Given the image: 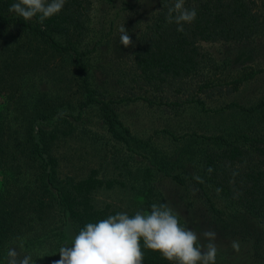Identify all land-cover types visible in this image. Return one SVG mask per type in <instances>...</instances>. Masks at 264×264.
<instances>
[{
  "label": "rangeland",
  "instance_id": "1",
  "mask_svg": "<svg viewBox=\"0 0 264 264\" xmlns=\"http://www.w3.org/2000/svg\"><path fill=\"white\" fill-rule=\"evenodd\" d=\"M81 1L80 24L67 39L80 51H88L83 61L88 67L90 85L107 97L122 100L116 104L120 121L133 136L149 139L150 146L133 145L134 151L128 149L110 136L96 109L89 107L81 120L64 128L68 134L60 133L51 150L59 161V175L79 178L93 168L100 177L114 182L112 187H101L93 193L97 207L110 205L135 214L137 210L150 211L152 203H167L179 215L182 226L200 235L201 244L208 243L202 235L205 229L216 231V264H264V231L254 218L244 213L233 216L229 209L215 217L195 186L187 184L181 188L163 177L165 170H174L179 163L193 164V151L205 146L204 136L233 137L242 132L264 131V36L245 44L201 43L203 62L209 65L205 72L211 71L213 80L204 82L203 77L196 76L179 84H164L157 91L138 79L133 56L146 23L163 0ZM256 2L264 5V0ZM122 25L132 40L129 47L120 44ZM59 40L64 42L66 37ZM20 48V90H11L9 82H3L0 102L9 103L13 113L20 114L37 98L47 95L63 103L57 113L76 114L81 94L71 79V65L65 55L51 50H37L31 55L25 46ZM252 69L258 72L232 89L233 80ZM191 97L202 98L208 111L187 100ZM148 98L154 104H149ZM172 101L180 102L179 106L169 105ZM152 163L162 166V171ZM145 179L147 185L143 183ZM145 189H150V193L142 194ZM39 232L38 237V233L34 237L31 233L21 236L9 248L21 251L19 245L23 242L22 254L30 253L36 264H53L59 259V250L52 245L55 237L46 228ZM234 240L239 242V251L231 246Z\"/></svg>",
  "mask_w": 264,
  "mask_h": 264
},
{
  "label": "trees",
  "instance_id": "2",
  "mask_svg": "<svg viewBox=\"0 0 264 264\" xmlns=\"http://www.w3.org/2000/svg\"><path fill=\"white\" fill-rule=\"evenodd\" d=\"M14 2L0 0V84L8 81L11 90H20L21 45L31 55L37 50L65 55L71 65V79L81 97L76 114L57 113V107L63 103L47 95L37 98L20 114L13 113L9 103L0 102V264L7 262L10 243L27 233L32 237L38 233V237L39 229L50 230L55 237L52 245L59 250L66 244L70 246L72 238L87 223L124 212L110 205L94 204L93 193L114 184L113 180L100 177L95 169L79 178L58 173L59 161L51 150L60 133L68 134L64 128L81 120L85 109L94 107L110 136L128 149L134 151L133 145L150 146L149 139L133 136L120 121L116 104L122 100L107 97L90 85L88 67L83 61L88 51H80L67 39L80 24L82 1L66 0L63 9L43 24L38 16L26 21L10 13L9 7ZM172 3L173 0L160 3L146 23L133 56L138 79L157 91L164 84H179L196 76L203 77L204 82L213 80L211 71L205 72L209 65L203 62L201 43L245 44L264 36V5L261 7L256 0H185L184 6L195 8L197 16L194 22L183 25V32L177 31L175 23L166 21ZM59 37L66 40L60 41ZM30 59L34 60L31 56ZM210 64L216 68L214 63ZM257 72L252 69L235 78L232 89ZM187 100L208 111L202 98ZM146 101L154 104L149 98ZM168 104L175 107L180 102ZM202 138L205 146L193 151V164L179 163L174 170H165L163 177L181 188L187 184L195 186L215 217L228 209L233 216L248 214L264 231V131L242 132L233 137L212 134ZM151 165L162 171V166ZM147 174L149 178L151 168ZM195 176L203 182H198ZM150 191L145 189L142 194ZM45 236L50 238L48 234ZM143 252V264H172L159 252L148 249Z\"/></svg>",
  "mask_w": 264,
  "mask_h": 264
},
{
  "label": "clouds",
  "instance_id": "3",
  "mask_svg": "<svg viewBox=\"0 0 264 264\" xmlns=\"http://www.w3.org/2000/svg\"><path fill=\"white\" fill-rule=\"evenodd\" d=\"M66 0H15L10 13L28 21L39 17L46 19L58 14ZM185 0H173L168 7L167 23H175L183 32L185 23L196 19L195 8H186ZM120 44L132 45L125 26L119 28ZM211 171V169H209ZM203 182L199 176L194 177ZM208 241L200 243V235L182 226L179 215L167 203H152L150 211L137 210L134 215L119 212L97 222H89L72 238L71 244L59 248V259L53 264H143V249L159 252L172 264H216L218 249L214 243L217 233L207 228L202 233ZM232 248L239 251V242L232 241ZM7 250V264H36L30 253L22 254L23 242Z\"/></svg>",
  "mask_w": 264,
  "mask_h": 264
}]
</instances>
